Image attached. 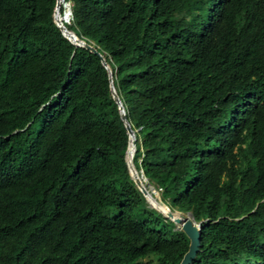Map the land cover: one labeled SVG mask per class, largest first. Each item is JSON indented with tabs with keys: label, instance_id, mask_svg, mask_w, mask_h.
<instances>
[{
	"label": "trees",
	"instance_id": "1",
	"mask_svg": "<svg viewBox=\"0 0 264 264\" xmlns=\"http://www.w3.org/2000/svg\"><path fill=\"white\" fill-rule=\"evenodd\" d=\"M66 1L134 168L200 223L189 264H264V0ZM55 2L0 0V264H177Z\"/></svg>",
	"mask_w": 264,
	"mask_h": 264
},
{
	"label": "water",
	"instance_id": "2",
	"mask_svg": "<svg viewBox=\"0 0 264 264\" xmlns=\"http://www.w3.org/2000/svg\"><path fill=\"white\" fill-rule=\"evenodd\" d=\"M59 6H60V0H56L54 11H53V21L59 27L62 34L66 38H68L71 42L75 43L76 45L84 46L86 48H89L91 51L99 53L97 51V49L92 44L85 42L84 40L78 38L74 34V32L69 30L61 20L55 19V12H57V11L60 12ZM66 9H67V11H65ZM65 12H66L67 17H68V15H71V9H70V6L67 2H66V8L64 10H62L63 14L61 16H64ZM99 55L101 58V62L104 64V66L106 67V69L109 73L110 90H111L112 97L114 98L115 102L118 105V109L120 111L121 118L123 119L124 124H125L126 129H127V132L129 134V140H130V137L132 136V142L134 144V142H135L134 141V139H135L134 132L131 129L129 122L125 118L124 108L120 102L118 95L115 92L114 86L112 84L110 68H109L105 58L103 57V55L100 53H99ZM128 147H129V142H128ZM128 147H127V151H128ZM126 164H127V168L129 170V173H130L131 177L133 178L135 184L137 185L139 190L142 192V194L145 196V198L149 202V204L151 206H153L154 208H156L157 210L161 211L165 216L170 218L173 221V223L175 224V227L182 230L186 234V236L188 237V239H189L188 247H187L186 251L183 253L180 261L177 264H189L192 261V259L196 256L197 252L200 249V236H201L200 223L193 219V217L189 211L188 212H182V211H178L176 209L172 210L164 203H162V204H164V206L167 208L168 212H164L162 209L157 208L149 199V198L154 199V196L152 194L153 191L151 190L150 187H148L149 189H147L144 185H142L143 183L141 184V182L139 180L140 176L137 173V171L134 168L133 163H132V156L130 159H128L127 153H126ZM133 172L135 173L136 176H134ZM174 212H178L179 214L176 216H173Z\"/></svg>",
	"mask_w": 264,
	"mask_h": 264
},
{
	"label": "bare ground",
	"instance_id": "3",
	"mask_svg": "<svg viewBox=\"0 0 264 264\" xmlns=\"http://www.w3.org/2000/svg\"><path fill=\"white\" fill-rule=\"evenodd\" d=\"M61 1H63V0H60V2H61ZM65 11H67V9H66ZM62 14H63V13H60L59 11L55 12V19H56V20H61L63 23H66L67 21L70 20V15H68V17H67V16H66V12H65L64 16H61ZM133 152H134V144H133V142H132V136H131V137H130V140H129L128 151H127L128 159L131 158ZM133 174H134V176H136L134 172H133ZM139 180H140L141 184L144 182V181L142 182V180H141L140 177H139ZM142 185H144V184H142ZM152 197H153V196H152ZM149 199H150V201H151V202H152L157 208L162 209L164 212H168V211H167V208L164 206V204L158 202L155 198H154V199H153V198H149ZM178 214H179L178 212H174V213H173V216H176V215H178Z\"/></svg>",
	"mask_w": 264,
	"mask_h": 264
},
{
	"label": "rangeland",
	"instance_id": "4",
	"mask_svg": "<svg viewBox=\"0 0 264 264\" xmlns=\"http://www.w3.org/2000/svg\"><path fill=\"white\" fill-rule=\"evenodd\" d=\"M62 2H63V1H61L60 3H62ZM66 2H68V1H66ZM66 2H64V5L66 4ZM69 4H71L70 1H69ZM70 22H71V19H70ZM70 22L67 21L66 24H70ZM141 171H142V170L139 169V170H137V173L139 174V176H140L142 182L144 181V182H143L144 186H145L147 189H149L148 187L151 188V186H150L149 184H147L148 180L146 181L145 178L142 176ZM151 190H153V189L151 188ZM153 191H154V190H153ZM152 194H153L154 198H155L158 202L162 203V202L160 201V195H158L155 191H154Z\"/></svg>",
	"mask_w": 264,
	"mask_h": 264
},
{
	"label": "built area",
	"instance_id": "5",
	"mask_svg": "<svg viewBox=\"0 0 264 264\" xmlns=\"http://www.w3.org/2000/svg\"><path fill=\"white\" fill-rule=\"evenodd\" d=\"M68 4H69V1L67 2ZM69 6H70V4H69ZM70 19H71V15H70ZM69 22H70V20H69ZM141 173H142V176L145 178V180L147 181V178L144 176V173H143V171H141ZM150 186H151V188L158 194V195H160V191H161V188L160 187H155V186H153V185H151V184H149ZM152 190V191H153ZM153 191V192H154Z\"/></svg>",
	"mask_w": 264,
	"mask_h": 264
},
{
	"label": "clouds",
	"instance_id": "6",
	"mask_svg": "<svg viewBox=\"0 0 264 264\" xmlns=\"http://www.w3.org/2000/svg\"><path fill=\"white\" fill-rule=\"evenodd\" d=\"M64 7L66 8V4L64 5ZM65 8H64V9H65ZM160 201H161V200H160Z\"/></svg>",
	"mask_w": 264,
	"mask_h": 264
}]
</instances>
